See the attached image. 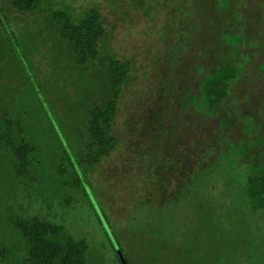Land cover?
<instances>
[{"label": "rangeland", "instance_id": "obj_1", "mask_svg": "<svg viewBox=\"0 0 264 264\" xmlns=\"http://www.w3.org/2000/svg\"><path fill=\"white\" fill-rule=\"evenodd\" d=\"M246 5L42 0L38 12L20 14L4 2L0 264L26 262L18 225L34 218L62 227L53 243L85 240L86 264H264V207L252 212L242 193L249 174L264 173V29L244 20ZM91 9L106 35L98 58L79 65L51 15L78 21ZM233 22L234 31L247 30L239 47L237 33L219 36ZM113 61L130 68L113 125L119 145L91 170L81 165L87 116L111 98ZM229 62L244 65L238 90L213 114L202 88ZM242 108L235 140L223 139L224 123ZM210 116L209 125L222 127L206 133ZM23 141L33 147L24 169L10 146ZM241 156L247 164L237 163ZM197 173L205 177L189 187Z\"/></svg>", "mask_w": 264, "mask_h": 264}, {"label": "trees", "instance_id": "obj_2", "mask_svg": "<svg viewBox=\"0 0 264 264\" xmlns=\"http://www.w3.org/2000/svg\"><path fill=\"white\" fill-rule=\"evenodd\" d=\"M42 0H0V8L7 2L12 9L17 13L32 14L39 11ZM230 1L227 5L232 6ZM247 5L241 9L244 20L250 18L257 21L256 29H264V0H246ZM261 8L258 10L256 7ZM258 11V13H257ZM52 21L59 26V35L62 40L67 42L74 54L76 55L79 65H85L90 61H95L99 56V48L101 42L104 41L106 30L103 26L102 16L97 9H91L83 18L75 20L73 16L66 11H54L51 15ZM250 19L246 20L247 22ZM229 20H232L229 19ZM234 21V20H233ZM235 22L230 23L219 32L220 37L233 36L234 33L239 38V45L243 44L245 37L244 31H234ZM242 25H240L241 27ZM243 27V26H242ZM241 27V28H242ZM204 31V30H203ZM262 31H260L261 34ZM207 31H204V36ZM262 36V34H261ZM264 44V39L260 42V46ZM228 48L226 45L225 50ZM229 49V48H228ZM230 52L231 49H229ZM260 57V56H258ZM242 66L235 65L229 62L223 66L217 73L215 78L209 79L203 85V95L207 101L208 108L213 114L223 112V103L228 97L231 89L238 90L235 87L238 85L240 68ZM110 85L109 90L111 98L103 105L93 107L87 116V136L88 142L85 146V155L82 158L81 165L90 168H98L104 160L109 158L114 150L119 145V139L114 135L113 125L118 115V106L121 100L122 89L130 79V68L128 63L113 61L109 66ZM246 108H242L237 113V117L224 123L223 139L235 140L232 136L234 129L239 125V116ZM220 115V114H219ZM212 117L205 119L203 132H211L214 128L218 129L221 123L217 126L209 125ZM213 128V130H212ZM229 131V132H228ZM232 133V134H231ZM220 135V134H219ZM211 141V140H210ZM239 144V140L234 141ZM16 156L18 166L24 167L27 165L28 157L33 152L31 147L26 142L21 145H11ZM224 146V145H223ZM251 150V149H250ZM252 151L256 153V150ZM251 155V153H248ZM249 156V155H247ZM241 156L240 160H236L239 165H245L250 157ZM18 167V168H19ZM205 176L201 173L195 174V177L188 183L189 187H194L199 178ZM247 182L243 186V195L247 201V206L252 212H259L264 207V173H252L247 177ZM20 231L28 240L29 257L24 264H86L85 255L88 252V244L85 240H75L69 238L64 246L53 243L48 240L50 236L55 237L61 231L62 227L55 224H50L34 218L30 221L23 222L18 225Z\"/></svg>", "mask_w": 264, "mask_h": 264}, {"label": "water", "instance_id": "obj_3", "mask_svg": "<svg viewBox=\"0 0 264 264\" xmlns=\"http://www.w3.org/2000/svg\"><path fill=\"white\" fill-rule=\"evenodd\" d=\"M123 261H124V262H123L124 264H127L125 260H123Z\"/></svg>", "mask_w": 264, "mask_h": 264}]
</instances>
